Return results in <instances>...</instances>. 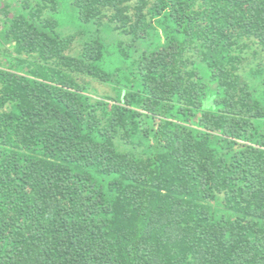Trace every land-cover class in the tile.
I'll use <instances>...</instances> for the list:
<instances>
[{"label": "trees", "instance_id": "obj_1", "mask_svg": "<svg viewBox=\"0 0 264 264\" xmlns=\"http://www.w3.org/2000/svg\"><path fill=\"white\" fill-rule=\"evenodd\" d=\"M37 2L0 28V264H264V0Z\"/></svg>", "mask_w": 264, "mask_h": 264}, {"label": "rangeland", "instance_id": "obj_2", "mask_svg": "<svg viewBox=\"0 0 264 264\" xmlns=\"http://www.w3.org/2000/svg\"><path fill=\"white\" fill-rule=\"evenodd\" d=\"M22 1L25 0H0V28H3L4 22L7 17L9 18L15 14V9L22 4ZM34 1V6L37 7L38 2L37 0ZM43 12L45 17H51L52 15L50 8H45ZM65 31L66 33H71L73 32V29L67 28L65 29ZM1 40H3V45L0 46V68H9L10 62L2 54L10 49L11 52L15 55V52L13 50L17 47V45L16 43L10 40H5L2 38ZM80 50L81 46H77L75 47V51L73 53L78 54ZM25 56L28 57L27 55ZM91 81L93 82L94 87L98 90V93L94 95L95 97L99 99H104L109 102H113L112 99L109 97L111 95H115V92L111 86L104 84L98 80L91 79Z\"/></svg>", "mask_w": 264, "mask_h": 264}]
</instances>
